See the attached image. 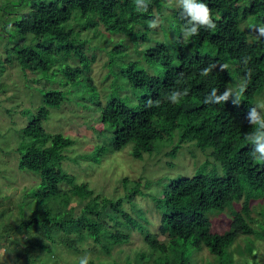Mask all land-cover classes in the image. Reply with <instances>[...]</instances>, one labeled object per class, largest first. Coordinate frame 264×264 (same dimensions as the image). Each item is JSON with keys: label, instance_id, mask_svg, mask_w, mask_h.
Returning <instances> with one entry per match:
<instances>
[{"label": "trees", "instance_id": "16d2710c", "mask_svg": "<svg viewBox=\"0 0 264 264\" xmlns=\"http://www.w3.org/2000/svg\"><path fill=\"white\" fill-rule=\"evenodd\" d=\"M205 2L214 25H200L196 32L189 31L196 22L190 21L181 3L176 7L166 5L171 10L165 18L177 25L175 52L158 42L144 53L147 61L162 66V77L148 73L134 61L127 64L129 84L146 90L138 104L113 94L104 103L97 101L104 130L107 132L106 125L112 127L113 135L109 142L106 139L96 147V154L119 151L130 144L131 156L142 159L154 150L156 141L178 130V142L170 155L182 143L191 141L201 150L211 147L210 155L221 164L224 175L199 172L179 176L168 183L161 198L152 196L155 208L164 209L159 232L168 239L161 241L157 233L145 230L146 220L141 222L123 208V201L139 193V189H127L124 198L97 194L62 168L63 151L74 139L44 129L50 108L65 100L63 90H47L42 94L43 104L20 128L16 147L17 167L40 179L38 187L27 194L34 208L16 225L8 222L0 233L13 237L12 251L17 260L23 258L22 264H48L37 263L36 258L41 253L54 256L56 244L78 254L86 238L109 254L111 245L130 239L129 230L139 232L151 252L156 253L155 264H196L193 252L203 248L217 264H232L226 249L239 235L264 239V222L253 224L249 214L250 198H264V153L257 148L264 141L246 138V133L256 131L249 122V113L255 106V95L264 85V41L257 38L259 29L254 26L259 21L264 26V0H246L243 6L238 0ZM163 5V0H33L30 9L12 23L14 33L4 24L9 34L5 44L9 56L5 61L14 60L24 73L47 72L64 63L63 74L70 80L82 75L93 84L89 75L92 59L84 51L86 39L81 37L82 32L96 36L99 26H103L109 34L121 37L118 42L145 41ZM199 45L215 46L216 54L192 50ZM113 50L108 64L113 61ZM225 58L237 61L235 71L244 82L240 102L231 94L223 101L216 99L228 92L230 68ZM244 183L256 193H245ZM73 199L82 204L78 214L74 213ZM234 200H242L241 209L233 211L226 230L213 232L206 213L232 207ZM12 233H23V242ZM89 264L108 263L89 258Z\"/></svg>", "mask_w": 264, "mask_h": 264}, {"label": "rangeland", "instance_id": "374dc122", "mask_svg": "<svg viewBox=\"0 0 264 264\" xmlns=\"http://www.w3.org/2000/svg\"><path fill=\"white\" fill-rule=\"evenodd\" d=\"M32 2L33 0H0V212L4 211V215L0 216V233L8 222L16 225L21 219L27 218L34 208V202L27 194L36 189L40 182L36 174L17 167L19 155L16 147L19 130L43 104L42 94L50 89H60L65 93V100L60 106L50 108L48 119L44 121L43 126L47 132H60L74 139V143L63 151L65 158L62 168L74 175L76 182L86 183L97 194L124 198L128 193L127 189H139V193L123 201V208L141 222L146 220L145 230L157 233L159 240L167 241V235L159 232L160 216L164 209L155 208L152 196L161 198L168 183L179 176H193L199 172L223 176L224 169L210 155L211 147L201 150L192 141L182 143L175 154L170 155L169 152L178 142V130H175L171 137L156 141L154 150L145 153L142 159L131 156L130 144L119 151L96 154V147L103 145L106 139L109 142L113 135L112 127L106 125L107 132L104 130L97 110V101L102 100L104 103L107 97L113 94L126 97L130 104L139 103L146 90L133 88L129 84L126 69L131 61L136 62L138 67L148 73L162 77V66L147 61L144 53L148 47L158 42L164 43L170 52H175L173 47L178 38L177 25L165 17L171 10L168 6L176 7L180 0H163L165 5L161 7L156 23H152L148 30L150 37L145 41L118 42L121 37L109 34L103 26H99L100 31L96 36L84 35L85 32H82L81 37L86 39L83 44L84 51L92 59L89 75L93 84L87 83L82 75L70 80L63 74L64 63L47 72L24 73L14 60L5 61L9 56V53L5 52L9 34L4 29L8 27L9 32L14 33L16 28L12 23L30 9ZM245 3L246 0H238L240 6ZM4 24L7 27H4ZM242 24L247 27L246 22ZM254 26L259 29L257 38L264 41V31H261L264 26L260 21ZM186 39L188 42V37ZM111 50L113 61L108 64ZM192 50L204 55H215L217 48L213 45H199ZM225 60L230 68L226 89L236 102H240L244 82L236 74L237 61L233 58ZM69 64L74 63L69 61ZM254 105L264 113V85L255 95ZM22 111L28 113L23 114ZM244 191L256 193L246 183ZM71 204L75 206L74 213L78 214L82 204L76 199H73ZM232 204V207L228 206L225 210H211L206 213L213 232H223L229 227L233 211L241 209L242 200H234ZM249 214L253 224H263L264 198H250ZM128 232L131 234L130 239L119 245H111L109 254L95 248L91 240L86 238L81 243V251L78 254L56 244L53 246L54 256L45 257L41 253L36 262L79 264L80 257L87 255L94 261L101 260L108 264H155L154 258L157 255L151 252L142 235L136 230ZM12 234L19 242H23V233ZM12 238L0 236V264H22L23 258L21 261L17 260L12 251ZM228 248L226 252L230 254L228 258L233 260L232 264H264V239L241 234ZM192 260L196 264H217L215 257L206 248L194 251Z\"/></svg>", "mask_w": 264, "mask_h": 264}, {"label": "clouds", "instance_id": "9594fccd", "mask_svg": "<svg viewBox=\"0 0 264 264\" xmlns=\"http://www.w3.org/2000/svg\"><path fill=\"white\" fill-rule=\"evenodd\" d=\"M184 12L190 17V21L196 22L189 29L190 32H196L200 25H207L209 27L214 25V20L210 14V9L205 0H180ZM264 31V28L261 29ZM229 93L225 92L223 96L216 97L217 100L227 99ZM175 99V97H173ZM249 122L256 126L255 133H246L248 140L264 141V113L258 111L257 107L253 106L249 113ZM260 152L264 153V142L257 145ZM79 264H89V257L87 255L80 257Z\"/></svg>", "mask_w": 264, "mask_h": 264}]
</instances>
